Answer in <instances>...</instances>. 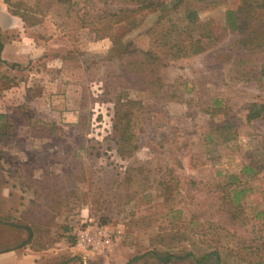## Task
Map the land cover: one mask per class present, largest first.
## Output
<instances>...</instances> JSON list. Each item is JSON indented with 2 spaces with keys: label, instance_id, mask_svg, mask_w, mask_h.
<instances>
[{
  "label": "rangeland",
  "instance_id": "obj_1",
  "mask_svg": "<svg viewBox=\"0 0 264 264\" xmlns=\"http://www.w3.org/2000/svg\"><path fill=\"white\" fill-rule=\"evenodd\" d=\"M249 1L163 0L116 21L121 0H0V253L162 264L152 252L217 250L221 264H264V116L244 119L264 101V65L235 59L264 47H243L246 31L230 25ZM190 10L218 39L172 58L174 32L164 46L160 33L182 30ZM256 22L263 35L264 14ZM132 50L158 59L139 65ZM226 116L235 139L209 140ZM247 164L263 167L250 174ZM89 220L107 241L72 249Z\"/></svg>",
  "mask_w": 264,
  "mask_h": 264
},
{
  "label": "trees",
  "instance_id": "obj_2",
  "mask_svg": "<svg viewBox=\"0 0 264 264\" xmlns=\"http://www.w3.org/2000/svg\"><path fill=\"white\" fill-rule=\"evenodd\" d=\"M8 1L9 0H5ZM59 2H63L64 0H58ZM123 5H127V7H118L114 12L110 15L115 18L116 21H120L122 19H127L130 16H134L136 14H140L143 11L154 10L157 7L163 5V0H121ZM264 14V0H251L248 3H244V5L240 6L236 12H233L234 19L231 20L230 25L233 30L237 32L246 31V37L249 41L244 40L243 47L247 46L248 49H262L264 47V33L263 35H259L256 33L255 29L251 27L257 24V20ZM22 15V14H21ZM24 18V16L22 15ZM187 23L185 27L177 31V26L170 25L169 28L160 33L161 39L164 41L163 46L170 42L171 33L174 32V42L168 47L170 52V57L177 58L179 56H187L194 55L202 52L205 49V45L203 44V40L215 41L218 39L217 33L214 30V25L211 20H207L206 22L200 23L198 22L196 12L190 10L186 14ZM256 22V23H255ZM251 28V29H250ZM250 30V31H249ZM193 32L195 35L193 36ZM184 35V36H183ZM1 48V45H0ZM173 48L176 51L173 52ZM139 52L140 58H138L137 62L139 65L144 64H154L158 56L152 51H139L132 50V52ZM254 52V50H252ZM235 59H238V62H242L244 65L251 67H259L260 72L264 65V56H255L254 54L236 56ZM246 66V67H247ZM261 76V74H260ZM264 85V84H263ZM161 86V85H160ZM162 90V89H161ZM215 104H218L216 101ZM208 111V110H207ZM209 113V111H208ZM264 116V101H254L250 102L247 105V110L245 113V121L251 122L257 119H260ZM126 118V119H125ZM124 119V120H123ZM119 140L122 142H127V130L129 129V119L127 117H122L119 122ZM236 128L237 125L235 123V119L232 117H225L220 124L213 125L207 132V138L209 140L215 141L216 143H226L230 140L235 139L236 137ZM262 140V145H260L261 152L258 154L261 157L260 162L256 164H260L264 159V135L261 136L260 142ZM263 165H245L244 170H247L250 174L257 173L259 169H261ZM154 257L161 262L162 264H168L172 262H181L184 260H189L192 264H221V256L217 250L203 253L201 255H195L192 252H186L184 254H172V253H159L152 252ZM241 264V263H236Z\"/></svg>",
  "mask_w": 264,
  "mask_h": 264
},
{
  "label": "built area",
  "instance_id": "obj_3",
  "mask_svg": "<svg viewBox=\"0 0 264 264\" xmlns=\"http://www.w3.org/2000/svg\"><path fill=\"white\" fill-rule=\"evenodd\" d=\"M108 237L109 234L105 227L98 226L89 220L85 227L76 233V242L82 247L98 249L105 244Z\"/></svg>",
  "mask_w": 264,
  "mask_h": 264
},
{
  "label": "crops",
  "instance_id": "obj_4",
  "mask_svg": "<svg viewBox=\"0 0 264 264\" xmlns=\"http://www.w3.org/2000/svg\"><path fill=\"white\" fill-rule=\"evenodd\" d=\"M11 54L9 53L8 49L6 50V47L2 48V54H1V58L2 59H6L9 60L11 59ZM72 249H76L77 251H85L84 248L80 245L76 243L72 244ZM14 256L13 257H7L5 255V253H0V264H36L34 262V258H32V256H29L30 254H27L26 256H23L21 253H17L14 252ZM76 253V255L79 257L78 259H74V260H70L68 262V260L63 261V262H58L56 264H85L84 262V256L82 254H80V252H74ZM78 260V261H77Z\"/></svg>",
  "mask_w": 264,
  "mask_h": 264
}]
</instances>
